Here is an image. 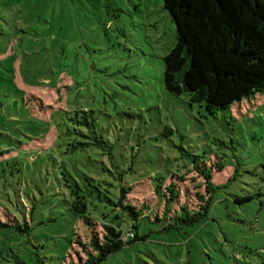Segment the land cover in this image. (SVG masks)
Listing matches in <instances>:
<instances>
[{
  "label": "rangeland",
  "instance_id": "374dc122",
  "mask_svg": "<svg viewBox=\"0 0 264 264\" xmlns=\"http://www.w3.org/2000/svg\"><path fill=\"white\" fill-rule=\"evenodd\" d=\"M175 41L164 0H0V222L12 224L0 226V264H71L80 249L74 232H88L51 168L24 167L21 142L53 141L34 96L73 115L86 110L81 139H105L99 159L112 152L120 167L134 168L126 177L135 183L169 180L197 161L224 168L213 172L226 186L209 217L177 237L128 245L104 264H264V94L211 114L186 92L166 90L164 56ZM86 148L88 163L100 150ZM150 193L146 186L138 197ZM246 195L253 198L235 201ZM26 222L28 231L16 228Z\"/></svg>",
  "mask_w": 264,
  "mask_h": 264
},
{
  "label": "trees",
  "instance_id": "16d2710c",
  "mask_svg": "<svg viewBox=\"0 0 264 264\" xmlns=\"http://www.w3.org/2000/svg\"><path fill=\"white\" fill-rule=\"evenodd\" d=\"M164 5L176 29L175 44L164 56L166 90L186 92L191 103L205 104L211 114L257 93L264 94V0H164ZM62 88L68 86L56 88L61 99ZM34 97L48 122L47 128L54 129L50 133L53 141L49 147L21 142L20 148L26 152L24 167L34 173L46 166L51 168L66 193L64 201L69 209L87 225L88 232H74L80 249H76L78 260L71 264H104L128 245L152 240L157 233L177 237L181 229L209 217L216 192L226 186L212 180L215 168L218 172L224 169L221 165L197 161L187 169L193 173L189 181L187 172H181L172 173L169 180L158 176L156 183L151 178L135 183L126 177L135 173L134 168L120 167L119 162L113 161L112 152L110 161L99 159L106 155L99 147L108 146L105 139L98 136L99 143L81 139L88 137L81 125L91 124L86 110L74 111L73 115L71 110L43 105ZM80 112L85 113L84 119ZM88 145L100 151L89 155L90 161L85 163L84 150ZM29 148L35 151L34 158L27 151ZM146 186L151 195L142 200L138 192ZM112 187L118 189L114 191ZM236 197L238 203L253 198ZM11 220L16 221L14 217ZM0 226L12 224L1 220ZM16 228L28 231L32 227L26 222L25 228L20 223H16ZM130 231L133 236L127 235Z\"/></svg>",
  "mask_w": 264,
  "mask_h": 264
},
{
  "label": "built area",
  "instance_id": "2783aa9c",
  "mask_svg": "<svg viewBox=\"0 0 264 264\" xmlns=\"http://www.w3.org/2000/svg\"><path fill=\"white\" fill-rule=\"evenodd\" d=\"M127 235L133 236V232L130 231Z\"/></svg>",
  "mask_w": 264,
  "mask_h": 264
}]
</instances>
